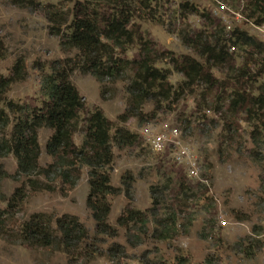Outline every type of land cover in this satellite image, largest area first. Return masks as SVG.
I'll return each mask as SVG.
<instances>
[{"label":"rangeland","instance_id":"obj_1","mask_svg":"<svg viewBox=\"0 0 264 264\" xmlns=\"http://www.w3.org/2000/svg\"><path fill=\"white\" fill-rule=\"evenodd\" d=\"M32 1L34 6L0 0V44L4 53L0 75H9L14 62L20 60L23 79L10 85L5 99L39 107L44 99L41 77L48 73L52 62L74 54L62 50L59 37L50 34L52 24L45 18L50 9L45 6L52 5L66 16L72 3L81 0ZM252 1L161 0L152 8L154 17L138 22L132 31L138 30L142 40L150 43L161 59L157 67L167 70L168 83L175 87L182 76L170 66L168 57L200 60L182 43L181 31L212 37L221 31L228 39L238 30L264 44V23L256 25ZM182 3L196 7L197 13L182 14L178 10ZM136 51L132 46L126 58L135 57ZM228 53L235 66L248 56V51L234 45ZM229 65L213 71L217 89L200 85L192 92L184 91L177 101L148 99L125 122L118 117L128 100L126 82L98 83L90 75L74 70L69 81L83 103L78 121L98 108L112 129L123 127L137 136L132 146H111L109 184L118 193L106 196L110 205L106 222L114 236H97L94 232V222L85 205L87 168L76 164L69 169L59 159L46 155L44 145L51 131L40 128L37 163L46 172L29 176L36 183L33 189L25 183L27 178L15 173V160L10 154L0 157V195L4 199L0 201V264H175L177 257H182L185 264H264V144L257 142L256 136L253 138L256 122L248 114L240 110L230 116L226 110L229 88L224 86L232 81ZM202 94L206 96L204 101ZM222 126L229 131L223 132ZM172 128L177 130L180 142L193 150L198 165L196 179H187L183 168L173 165L170 152L157 155L141 139L144 129L159 132ZM8 130L9 127L4 132ZM259 136L263 139L264 133L260 131ZM81 139V132L74 133L73 145L78 146ZM64 173H68L65 180ZM180 180L186 182L183 190L177 188ZM17 190L23 191L22 199L6 208L5 203ZM126 207L142 212L147 222L143 226L137 223L131 230L119 226L117 218ZM171 210L177 219L170 238L155 239L151 232L161 230L158 222L165 221ZM34 213H43L50 220L63 215L74 217L88 240L95 238V242L85 254L71 257L55 247L18 242L17 227Z\"/></svg>","mask_w":264,"mask_h":264},{"label":"trees","instance_id":"obj_2","mask_svg":"<svg viewBox=\"0 0 264 264\" xmlns=\"http://www.w3.org/2000/svg\"><path fill=\"white\" fill-rule=\"evenodd\" d=\"M159 1L161 0L74 1L71 12L66 16L54 10L52 5H46L50 9L45 14L47 22L52 24L49 27L50 34L59 37V47L62 50L73 51L74 54L52 62L48 73L41 77L40 89L44 99L39 107L5 99L10 85L23 79L20 60L14 62L9 75H0V157L10 154L15 160V173L27 178L25 183L33 189L36 183L29 176L46 172L37 163V130H50L44 145L45 154L59 159L69 169L76 164L87 168L85 205L94 222L97 236H114V230L106 222L110 209L106 196L118 193V189L109 184L111 146H132L137 136L123 127L116 126L112 129L98 108L92 109L82 121H78L83 103L69 81L74 70L90 75L98 83L126 82L128 100L126 108L118 117L120 122H125L129 117L135 116L148 99L159 98L160 102H166L171 98L177 101L184 91L192 92L193 87L200 85L217 89L213 71L231 64L233 59L228 49L234 45L244 52L248 51V56L242 57L237 66L229 65L232 81L224 86L229 88L226 110L230 116L240 110L248 114L256 122L252 130L253 138L256 136V141L264 144V137L259 139L260 131L264 133V44L238 30H234L228 39H224L221 31L216 37L189 35L181 31L179 35L182 36V43L192 49L200 60L189 56L168 57L170 66L182 76L181 83L171 87L167 70L157 67V63L161 62L158 54L151 50L150 43L142 40L136 30L138 22L145 23L154 17L152 8ZM18 2L21 5H35L32 0ZM251 5L252 14H257L256 25L264 23V0H253ZM179 9L183 11L182 14L197 13L196 7L188 3H182L178 6ZM180 18L183 20L184 15ZM135 27V31H132ZM132 46L137 49L136 56L128 59L125 54ZM3 56L0 44V59ZM202 95L204 101L206 96ZM158 103L157 100L156 106H159ZM7 127L9 130L6 134L4 130ZM222 131H229V128L222 126ZM76 132L82 134L78 146L72 143V136ZM67 177L68 173L62 175L63 180ZM184 185L186 182L180 180L177 188L183 190ZM22 197L23 191L17 190L5 203L6 208L18 204ZM3 200L0 195V201ZM171 213H167L165 221L158 222L161 230L154 229L152 237L158 240L170 238L177 219L172 210ZM144 216L142 212L126 207L116 222L131 230L133 225L140 223L143 226L147 222ZM15 235L20 243L39 248L55 247L69 257L85 254L95 242V238L88 240L85 229L76 218L67 215L50 220L43 213H34L20 223ZM175 262L185 264L182 257H177Z\"/></svg>","mask_w":264,"mask_h":264},{"label":"built area","instance_id":"obj_3","mask_svg":"<svg viewBox=\"0 0 264 264\" xmlns=\"http://www.w3.org/2000/svg\"><path fill=\"white\" fill-rule=\"evenodd\" d=\"M141 139L147 147L157 155H167L171 153V160L175 166L183 168L187 179L197 178V159L193 150L180 142L178 132L175 128L152 132L144 129ZM223 224V220L218 221Z\"/></svg>","mask_w":264,"mask_h":264}]
</instances>
